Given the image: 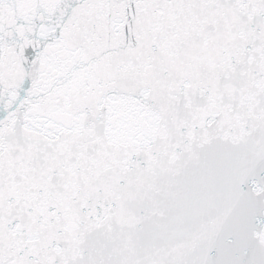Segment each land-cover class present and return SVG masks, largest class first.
I'll return each mask as SVG.
<instances>
[{
  "label": "snow or ice",
  "instance_id": "1",
  "mask_svg": "<svg viewBox=\"0 0 264 264\" xmlns=\"http://www.w3.org/2000/svg\"><path fill=\"white\" fill-rule=\"evenodd\" d=\"M0 264H264V0H0Z\"/></svg>",
  "mask_w": 264,
  "mask_h": 264
}]
</instances>
